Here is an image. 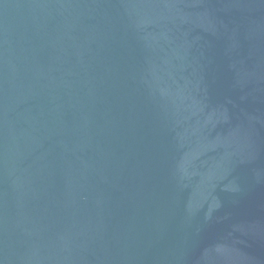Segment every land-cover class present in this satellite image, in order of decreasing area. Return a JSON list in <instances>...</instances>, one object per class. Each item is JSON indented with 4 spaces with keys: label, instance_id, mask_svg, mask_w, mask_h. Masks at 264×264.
<instances>
[{
    "label": "water",
    "instance_id": "95a60500",
    "mask_svg": "<svg viewBox=\"0 0 264 264\" xmlns=\"http://www.w3.org/2000/svg\"><path fill=\"white\" fill-rule=\"evenodd\" d=\"M0 264H264V0H0Z\"/></svg>",
    "mask_w": 264,
    "mask_h": 264
}]
</instances>
